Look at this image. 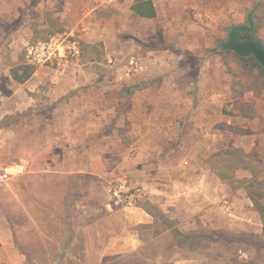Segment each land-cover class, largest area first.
I'll return each mask as SVG.
<instances>
[{"label":"rangeland","instance_id":"374dc122","mask_svg":"<svg viewBox=\"0 0 264 264\" xmlns=\"http://www.w3.org/2000/svg\"><path fill=\"white\" fill-rule=\"evenodd\" d=\"M134 1L0 0V156L6 165L21 159L30 162L28 171L12 180L11 188L23 197L35 194L56 204L61 194L55 191L68 184L61 176L47 178L61 172L49 170L40 135L28 131L59 113L56 106L65 113L84 106L76 97L79 89L87 87L77 85L79 77L103 80L105 90L112 91L119 104L121 112L113 121L120 124L126 115L122 110L142 108L152 121L153 112L172 103L158 104L155 87L152 97L156 96L141 104L136 92L141 93L148 82L177 83L165 86L171 99L180 98L187 87L195 99L202 87L203 94L225 88L238 99L264 85V67L256 58L240 57L221 46L231 29L243 24L251 25L248 37L264 45V0H153L157 11L153 18L137 14ZM32 66L41 68L39 84L13 77L11 69L22 77ZM55 69H65L59 72L64 76L60 83L53 80ZM109 84L116 88L109 90ZM87 104L93 108V103ZM259 132L258 149L218 152L217 171L227 178L223 200L217 193L199 197L196 190L191 198L178 193L165 205L164 198H152L162 196L158 190L117 178L100 179L93 193L91 179L75 175L69 180L68 211L74 212L80 192L100 195L95 202L101 204L110 187L122 182L139 190L138 202L151 212L155 223L150 241H119L124 252L117 264H264V223L259 212L264 214V127ZM133 136L131 142H140L141 134ZM168 141L175 145L178 138ZM212 191L217 189L213 186ZM59 219L64 221L65 213ZM68 242L47 241L44 246L40 241H22L24 250H32L25 264H73L66 251Z\"/></svg>","mask_w":264,"mask_h":264},{"label":"crops","instance_id":"0c3cea01","mask_svg":"<svg viewBox=\"0 0 264 264\" xmlns=\"http://www.w3.org/2000/svg\"><path fill=\"white\" fill-rule=\"evenodd\" d=\"M64 70L55 69L57 74L53 80L60 83L64 76L59 72ZM40 72L41 68L36 69L26 83L39 84ZM76 82L87 86L76 95L85 102L84 106L66 113L61 106H56L59 113L44 126L33 125L28 131L40 135L38 142L44 147L49 170L61 172V175L48 174L47 178L61 176L68 184L55 191L61 194L56 204L53 200L38 199L35 194L23 197L19 190L11 188L15 178L0 184V264H25L32 250H24L22 241H40L44 246L47 241H69L66 251L71 253L70 263L117 264L119 254L124 252V245L119 241H150L155 219L139 202L135 206L112 208L106 200L108 193L97 204L95 199L100 195L92 194L100 179L117 178L148 186L162 194L152 198H164L165 205L172 196L177 198L178 193L191 198L196 190L199 197L217 193L215 196L223 200L227 194V178L217 171L218 152L238 147L251 152L259 147V130L264 127V85H258L251 89V95H241L238 99L225 88L203 94V87L196 99L188 92L189 87L180 98L171 99L165 86L176 87L177 83L170 84L164 79L148 82L141 93L136 92L141 104L156 96L152 97L155 87L158 104L172 103L153 112L156 119L152 121L147 118L151 115L142 108L122 110L126 115L120 124L113 121L121 112L119 104L113 99L112 91L105 90L103 80L79 77ZM89 82H94L93 86ZM107 86L109 90L112 86L116 88L114 84ZM87 103H93V108ZM107 103L113 106L103 108ZM139 117L141 121L136 122ZM134 132L142 135L140 142H131L136 137ZM172 138H178L177 144L169 145L168 140ZM139 163L143 166H138ZM75 175L91 179L89 190L93 193L82 195L85 192H80L81 196L72 206L74 212H69L66 198L70 193L69 180ZM157 184L163 186L160 188ZM213 186L217 191H212ZM63 213L64 221L59 219Z\"/></svg>","mask_w":264,"mask_h":264},{"label":"built area","instance_id":"2783aa9c","mask_svg":"<svg viewBox=\"0 0 264 264\" xmlns=\"http://www.w3.org/2000/svg\"><path fill=\"white\" fill-rule=\"evenodd\" d=\"M28 167L29 161L25 159L6 165L0 156V184L25 174ZM140 196L138 189H130L126 184L120 182L110 187L108 202L112 208L135 206Z\"/></svg>","mask_w":264,"mask_h":264},{"label":"water","instance_id":"95a60500","mask_svg":"<svg viewBox=\"0 0 264 264\" xmlns=\"http://www.w3.org/2000/svg\"><path fill=\"white\" fill-rule=\"evenodd\" d=\"M251 28V25L234 26L230 31L229 39L221 44L225 50L246 57L253 55L264 67V45L255 40H243L241 33Z\"/></svg>","mask_w":264,"mask_h":264},{"label":"trees","instance_id":"16d2710c","mask_svg":"<svg viewBox=\"0 0 264 264\" xmlns=\"http://www.w3.org/2000/svg\"><path fill=\"white\" fill-rule=\"evenodd\" d=\"M133 9L136 11L137 14H139L140 16H143V17L152 18V17H155L157 15V11H156L155 5H154L152 0H136L135 4L133 5ZM249 33H250L249 30L242 32L241 38L243 40H252L251 37H248V36H250ZM251 56L254 57L253 55H251ZM36 69H37L36 67L32 66V68L30 69V72L28 74H26L25 76H22V77L18 76L14 72L13 69H11V72H12L13 77L17 81L22 83V82L27 81L30 78V76L36 71ZM251 199L255 201L254 198H251ZM255 203H256V201H255ZM259 212L261 214L262 221L264 223V214H262V212L260 210H259Z\"/></svg>","mask_w":264,"mask_h":264}]
</instances>
